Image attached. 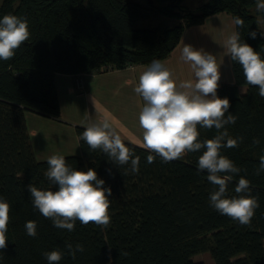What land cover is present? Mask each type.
Instances as JSON below:
<instances>
[{
	"label": "trees",
	"instance_id": "16d2710c",
	"mask_svg": "<svg viewBox=\"0 0 264 264\" xmlns=\"http://www.w3.org/2000/svg\"><path fill=\"white\" fill-rule=\"evenodd\" d=\"M145 1H1L0 19L6 14L25 18L30 37L12 59L0 60V197L10 204L7 248L0 253V264H48L43 253L57 249L64 253L58 264H199L193 257L205 251L215 264H264V172L255 174L264 155V98L258 86L246 83L241 66L232 60L235 81L221 83L217 95L229 99V112L237 117L235 124L225 126L229 136L243 141L238 147L222 148L221 154L241 168L228 184V198L238 195L235 187L241 176L251 182V195L258 197L250 225H241L210 205L214 186L206 171L198 172L203 149L169 163L157 156L148 164L147 156L153 153L123 141L133 158L140 157L139 172L133 174L130 164L115 165L102 151H91L81 139L85 127L80 126L76 133L81 154L64 157L73 169H95L104 187L111 188L110 225L85 226L77 221L74 231L59 229L32 204L29 183L41 190L58 186L44 175L48 159L35 157L25 112L59 117L57 73H89L100 66L120 69L162 60L186 27L221 11L244 21L242 27L236 25L241 41L264 59V11H250L257 0H207L196 10L182 0ZM157 15L173 16L178 22L165 28L135 26ZM251 32L257 33L255 39ZM240 85L246 86L244 93ZM197 130L200 142L218 134L215 127L198 125ZM253 138L259 145H253ZM29 220L37 224L36 237L26 233ZM67 243L81 244L84 251L73 259Z\"/></svg>",
	"mask_w": 264,
	"mask_h": 264
},
{
	"label": "clouds",
	"instance_id": "9594fccd",
	"mask_svg": "<svg viewBox=\"0 0 264 264\" xmlns=\"http://www.w3.org/2000/svg\"><path fill=\"white\" fill-rule=\"evenodd\" d=\"M257 11H264V0H257ZM242 27L240 17L234 19ZM257 33L251 32L255 39ZM264 36V33H261ZM30 37L28 21L13 14L0 19V60L8 61L16 49ZM226 55L238 63L245 81L258 86L260 97L264 98V59L249 44L242 42L238 31H233L225 40ZM181 60L188 63L194 74L193 80L177 84L172 73L164 63L153 61L139 76L134 92L143 100L139 113V125L143 130L142 147L149 150L147 163L159 156L164 163L180 160L185 153L203 149L198 158V172H207V180L214 186L210 194V205L221 215H226L241 225H250L259 207L258 197L251 195L250 181L243 176L235 187L236 196L228 198V184L233 181L241 168L221 154L222 148H235L243 137L231 138L226 125L235 124L237 117L229 112L230 101L217 95L220 80V65L216 56L203 49H195L184 44ZM228 113L225 118V114ZM206 129L215 127L218 134L213 139L198 140L197 126ZM81 139L91 151L100 150L115 165L130 164L133 174L139 172L140 157L125 145L121 136L105 118L89 123L81 133ZM226 140V143H225ZM260 141L253 138V145ZM48 169L44 173L51 185L58 190H41L29 183L27 190L32 204L45 218L51 219L54 227L74 231L79 221L87 226L94 223L102 228L110 225V199L112 190L104 187L105 181L99 179L95 169L87 171L73 169L66 163L63 155H52L47 160ZM111 173V170H108ZM127 171V170H126ZM264 172V155L259 158L255 174ZM10 204L0 197V253L7 248ZM28 236H37V224L29 220L25 223ZM68 254L73 259L77 252H83L81 244L75 247L66 244ZM63 252H45L48 264H58ZM127 255V253H124Z\"/></svg>",
	"mask_w": 264,
	"mask_h": 264
},
{
	"label": "crops",
	"instance_id": "0c3cea01",
	"mask_svg": "<svg viewBox=\"0 0 264 264\" xmlns=\"http://www.w3.org/2000/svg\"><path fill=\"white\" fill-rule=\"evenodd\" d=\"M236 31L234 18L221 11L207 16L200 24L186 27L178 44L170 54L159 60L172 73L179 84L193 80L194 74L188 63L181 60L184 44L203 49L216 56L220 65L221 83H234L231 58L226 55L225 40ZM149 64H132L120 69H107L89 73L55 75V84L60 106L59 117L25 112L30 142L37 160H47L52 155H80L76 127L107 119L123 141L142 147L143 130L139 125L142 98L134 92L140 74ZM84 80V89L79 90L78 81ZM246 86L240 85L244 93ZM143 148V147H142Z\"/></svg>",
	"mask_w": 264,
	"mask_h": 264
},
{
	"label": "rangeland",
	"instance_id": "374dc122",
	"mask_svg": "<svg viewBox=\"0 0 264 264\" xmlns=\"http://www.w3.org/2000/svg\"><path fill=\"white\" fill-rule=\"evenodd\" d=\"M2 0H0L1 3ZM140 1L141 3H146L145 0H137ZM164 1V0H163ZM207 0H182V4L190 9L196 10L197 7ZM160 5H163V2H159ZM252 13H257V8L254 6L253 8L250 9ZM258 19L260 20V17L258 15ZM178 22L177 18H174L173 16H165V15H157L156 17L148 18V19H141L136 22L135 26L137 28H146V27H155V26H160V28H165L169 26H173ZM107 70L105 66H100L97 70ZM81 82L84 83V80L81 79ZM193 260L199 264H215L214 260L210 254L209 251H205L202 253H199L193 257Z\"/></svg>",
	"mask_w": 264,
	"mask_h": 264
},
{
	"label": "built area",
	"instance_id": "2783aa9c",
	"mask_svg": "<svg viewBox=\"0 0 264 264\" xmlns=\"http://www.w3.org/2000/svg\"><path fill=\"white\" fill-rule=\"evenodd\" d=\"M77 87H78L79 90H83V89H84V83L81 82V80L78 81V83H77Z\"/></svg>",
	"mask_w": 264,
	"mask_h": 264
},
{
	"label": "water",
	"instance_id": "95a60500",
	"mask_svg": "<svg viewBox=\"0 0 264 264\" xmlns=\"http://www.w3.org/2000/svg\"><path fill=\"white\" fill-rule=\"evenodd\" d=\"M147 2H148V3H152V2H153V0H147Z\"/></svg>",
	"mask_w": 264,
	"mask_h": 264
}]
</instances>
